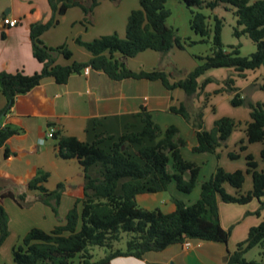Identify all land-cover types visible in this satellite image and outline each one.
I'll return each instance as SVG.
<instances>
[{
	"label": "trees",
	"instance_id": "1",
	"mask_svg": "<svg viewBox=\"0 0 264 264\" xmlns=\"http://www.w3.org/2000/svg\"><path fill=\"white\" fill-rule=\"evenodd\" d=\"M49 0L54 12L48 23H35L31 26L33 54L43 64L41 72L27 75L24 71L15 73L0 72V91L7 105L0 113V149H4L6 159L20 155L10 145L11 139L19 131L11 126H3L2 117L7 115L17 99L38 87L46 78H54L65 84L75 73L91 67L104 71L114 80L146 79L160 81L168 90L182 89L187 97H194L210 82H200L209 70L233 68L240 75L255 71L264 63V0H178L189 8H205L214 11L221 4L235 8L237 26L234 35L250 37L257 49L250 56L241 55L239 46L227 51L223 44L224 20L218 15L211 16L202 11H192L191 29L201 37L200 43L212 42V53L200 57L202 63L185 78L172 82V75L163 69L133 71L128 60L140 53L151 50L162 55L175 48L184 49L185 44L198 42L184 41L178 31L168 24L171 11L168 0H139L140 7L134 9L127 23L126 36L121 38L114 33L90 42H78L91 54L88 62L74 61L70 65L57 64V55L71 60L73 52L67 45L49 47L42 36L50 28L59 24V17L68 9L80 7L87 18L102 0ZM4 35V34H3ZM264 90V85L262 86ZM233 94L235 106L244 104L239 88L233 80L226 89ZM251 121L247 123L248 143L264 142V103L253 102ZM171 112L183 116L192 124L198 144L193 148L198 153L218 154V149L226 145L239 122L230 117L215 121L214 128H205L204 114H191L186 103L171 107ZM87 140L74 136H60L58 154L65 160L78 159L83 167L84 183L74 191L75 205L68 212L65 222L51 231L35 227L23 237L22 243L13 248V264H71L79 256L81 264H111L118 257L143 258L147 253L160 252L174 244L193 242H219L227 244L232 228L225 230L221 224L219 200L228 204L245 205L257 199L264 208V170L252 154L246 156L247 169L227 171L218 166L212 176L200 183L201 166L184 158L182 148L186 139L175 125L163 130L155 122L152 114L143 109L139 113L91 119L86 128ZM243 150L247 146L242 147ZM232 159L239 154L231 152ZM264 159V149L261 152ZM253 179V189L243 193L246 175ZM50 174L38 169L31 174L27 183L28 191H39V199L53 208L58 214L64 183L55 190L45 184ZM172 183L176 188L190 194L201 184L199 199L193 204L173 198L176 210L166 213L160 208L149 210L138 203L140 194L167 192ZM226 185L237 190L236 194L227 191ZM11 197L20 205L26 201L28 192L19 195L12 191L0 194V248L10 234L9 214L3 206V199ZM123 233H132L126 249H114ZM91 246L107 248L109 253L98 261H93ZM258 246H264V220L249 230L248 237L230 254L227 264H264V260H248L246 254ZM264 255V253H263Z\"/></svg>",
	"mask_w": 264,
	"mask_h": 264
},
{
	"label": "crops",
	"instance_id": "2",
	"mask_svg": "<svg viewBox=\"0 0 264 264\" xmlns=\"http://www.w3.org/2000/svg\"><path fill=\"white\" fill-rule=\"evenodd\" d=\"M87 2L89 1L87 0ZM107 2V0H102L94 9L90 19L86 17L82 8H70L63 16L59 17L57 26L43 34L42 40L47 46L55 48L67 45L73 52L71 60L64 58L63 55H57V64L70 65L74 61L88 62L92 58V54L78 41L89 42L90 30L97 29L100 24L106 27L104 28L106 32H99L98 37L114 33L126 36L127 27L125 28V25L121 23L122 26L119 28L121 17L129 18L131 12L138 7L136 4L138 0H132L131 6H127L126 9ZM6 17L18 20L19 25L14 28L7 27L3 23ZM53 17L54 12L49 0H0V72L24 71L27 75H33L42 71L43 64L33 54L31 26L39 22L48 23ZM67 23H70L69 25L73 29L71 36L58 31L64 26L63 24ZM173 51L162 55L148 50L129 59L127 64L131 70L136 72L154 69H163L167 72L171 62L170 54ZM149 52H155V54ZM259 69L262 70L261 75H263L264 63ZM247 74L248 71L241 76L248 79ZM202 78L203 76L200 78V82H202ZM181 79L183 78L177 79L174 76L171 78L172 82ZM258 95L259 101L264 103V94ZM192 98L187 97L182 89L168 90L160 81L133 78L114 80L104 71L91 67L88 74L84 70L81 73H75L65 84L57 83L54 78H46L38 87L20 96L10 112L2 117L3 126H11L19 131L11 139L10 145L20 151V155L11 159H6L4 156L5 160L10 162L8 169L3 168L0 155V169H5L1 173H5L19 182L24 180V185H27L26 181L30 179L31 174L41 169L50 174L49 180L45 184L47 189L55 190L60 183H64L68 196L75 201L74 191L84 183L83 167L78 159L65 160L59 156L58 140L46 136L49 129L54 128L60 136H74L81 141H86L88 138L86 128L91 119L139 113L143 109H147L152 114L155 122L163 130L175 125L180 130L181 136L185 131H188L187 134L193 137L190 140V149L193 154H187L184 149H182V153L188 161L200 163L206 159L205 161L211 163L205 176H202V172H200L201 183L209 179L218 166L224 167L229 172L238 169L246 170L247 160L245 157L248 154H252L259 164V169L264 170V159L261 156L264 142H261L260 145L249 146L247 154L243 155L241 161L234 162L230 159L231 145L235 142L234 134L231 135L227 147L224 148L219 164L211 157L213 153L196 155L195 153L198 152L193 150L198 144L195 130L190 128L185 121L176 117L179 116L178 114L170 110L171 107H179L183 103L191 102L195 106L196 101ZM6 105L7 100L0 91V113ZM249 117L247 114L246 123L251 121ZM212 120L216 121L217 118H213L211 121L210 117L206 119L205 128L207 130L210 129ZM242 138L246 143L248 142L247 134ZM0 150L4 151V149ZM27 152L35 153L32 155V159L27 158L22 161L20 157ZM226 189L231 194L237 192L230 185H226ZM252 189L253 179L250 174H247L242 191L246 193ZM5 191H9L8 187L0 188V194ZM167 192L170 193L169 196L165 195ZM167 192L140 194L137 200L140 206L144 205L143 208L149 210L160 208L166 213H172L176 210L173 198L183 200L189 205L193 204L199 199L201 188H195L188 195V199H185V195L180 194L172 185ZM219 206L223 228L225 230L233 229L227 244L199 241L193 242L194 246L190 249L185 248L183 244H174L163 251L147 253L140 259L118 257L111 264H227L230 254H233L237 250L238 244L248 237L249 230L264 220V211L260 215H255V212L260 208V201L257 199L245 205L228 204L219 200ZM55 224V221H51L49 227L54 228L57 226ZM3 248V246L0 248V264H13V262L2 259Z\"/></svg>",
	"mask_w": 264,
	"mask_h": 264
},
{
	"label": "rangeland",
	"instance_id": "3",
	"mask_svg": "<svg viewBox=\"0 0 264 264\" xmlns=\"http://www.w3.org/2000/svg\"><path fill=\"white\" fill-rule=\"evenodd\" d=\"M107 3L119 6L121 8L126 9L127 6H131L132 0H107ZM257 0H252V2ZM137 4V8H139V0ZM167 8L171 11V16L168 19V24L174 27L178 31L179 37H181L184 41L189 42H198L193 45L185 44L184 49L175 48L173 53L170 54L171 62L169 63L168 73L174 76L175 78H185L191 71H193L196 67H198L202 61L199 59L200 57H204L210 55L212 53V42L210 43H200L201 37L197 35L190 27V19L192 17V11H202L206 15L211 16V20L209 22L211 25L214 24V20L212 19L214 15H218L220 18L224 20V29H223V44L224 48L227 51L232 50V46H239L241 55L248 57L252 53H254L257 49L256 43L248 36H242L240 38L234 35V27L237 26V18L234 14L235 8L231 5L221 4L214 11H211L207 8L200 10L199 8H189L186 4L178 1V0H168ZM123 20V21H122ZM128 18L121 17L120 27L125 25L127 27ZM122 23V24H121ZM70 23L63 24L58 31L64 32V34H72V28L69 25ZM81 27V26H79ZM96 27V26H93ZM97 29L90 30L88 35V39L90 41L98 38L99 32H106L103 24L97 26ZM105 31H104V30ZM122 36V37H121ZM121 38H124L125 35H121ZM89 41V42H90ZM154 53L155 52H149ZM140 59V58H137ZM137 61V60H135ZM262 70H258L256 72L248 71V76L242 77L236 70L233 68H216L211 69L207 72L206 75L203 76L202 82L206 80H210L203 89H201L192 99H195L196 105L193 106L192 103H187V106L191 112V114L195 115L199 112H203L204 114V122L206 119L210 117V121L213 118H223L230 117L239 122L238 127L234 131L235 142L231 145V152H235L239 154V157L236 159H230L234 162L241 161L244 154H247L248 147L252 145H260L259 143H246L242 136L245 134V129L247 127V123L245 122V117L249 114V118H251V103L260 102V98L258 94H264V90L262 86L264 85V74L261 75ZM233 80L235 82V86L241 89L242 97L245 99V102L241 106H235L232 103L233 94L227 91L228 81ZM243 89V91H242ZM256 98H253V96ZM185 121L186 124L193 128L192 124L187 122V120L179 115L176 116ZM215 121L212 120L210 123L211 127L209 131L213 130ZM194 129V128H193ZM195 130V129H194ZM188 131H185L182 135L186 139V145L182 148L187 152V154H193L190 149V140L193 138L191 135L187 134ZM230 140V139H229ZM228 140V142H229ZM226 145H223L218 149V154H212L211 157L217 162L220 163L222 159V152ZM247 146L246 150H243L242 147ZM230 152V153H231ZM257 152V151H256ZM35 153V152H34ZM34 153H24L20 159L25 161L27 158L32 159V155ZM196 155H200L199 153H195ZM1 161L3 168L8 169L10 162L6 161L4 158V151L0 150ZM246 159V157H245ZM206 160V159H205ZM202 160L198 163L201 166L202 176H205L210 168L211 163ZM263 161V160H261ZM205 162V163H204ZM264 162V161H263ZM0 169V188L8 187L9 191L16 193V195L21 194L24 191L28 192V197L25 202L20 205L15 199L11 197H6L3 199V206L9 214L10 222V234L3 244V254L2 259L13 262L12 250L13 247L22 243L23 237L26 233L32 228L38 227L46 231H50L53 227H49V222L55 221V225H60L65 222L66 216L68 212L74 207L75 201L68 196L67 189L62 195L61 202L59 205L58 214H56L53 208L49 205H46L39 199V191H28L27 185H24V180L20 181L12 179L10 176H7ZM56 175V173H55ZM210 178V177H209ZM26 181V180H25ZM29 180L26 181V184ZM201 183V182H200ZM50 186H52L49 183ZM48 185V187H49ZM175 187L180 194L185 195V199H188L187 193H183L176 188V184H171ZM197 187L201 188V184ZM196 187V188H197ZM191 194V193H190ZM166 196H169L170 193H165ZM264 201V198L262 199ZM144 206V205H142ZM261 207V203H260ZM258 211V210H257ZM264 211V208L261 212ZM255 215L256 212H255ZM54 225V226H55ZM233 232V229H232ZM132 233H123V237L119 242L115 243L114 249H126L128 241L132 238ZM238 236V234H237ZM247 239V237H246ZM245 239V240H246ZM90 252L93 255V261H98L104 258L109 250L107 248L99 247V246H91ZM264 246H258L254 249L250 250L246 254V258L248 260H264ZM71 264H81L79 256H77Z\"/></svg>",
	"mask_w": 264,
	"mask_h": 264
},
{
	"label": "built area",
	"instance_id": "4",
	"mask_svg": "<svg viewBox=\"0 0 264 264\" xmlns=\"http://www.w3.org/2000/svg\"><path fill=\"white\" fill-rule=\"evenodd\" d=\"M4 25H6L9 28H14L19 25V21L16 19H12L9 17L4 18L3 20ZM90 67H87L84 69L85 73H89ZM56 133V130L54 128H50L49 131L47 132V138H54V135ZM185 248L190 249L194 246L193 241L187 240L185 243H183Z\"/></svg>",
	"mask_w": 264,
	"mask_h": 264
}]
</instances>
